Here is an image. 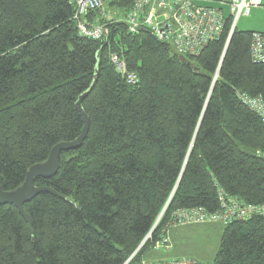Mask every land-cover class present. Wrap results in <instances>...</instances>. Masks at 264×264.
I'll return each mask as SVG.
<instances>
[{"label":"trees","instance_id":"16d2710c","mask_svg":"<svg viewBox=\"0 0 264 264\" xmlns=\"http://www.w3.org/2000/svg\"><path fill=\"white\" fill-rule=\"evenodd\" d=\"M135 1L107 0L106 10L123 19ZM98 13L90 23H107ZM74 15L70 0H0L3 189L81 135L84 94L90 118L83 146L61 154L55 177L36 180L65 199L44 193L25 205L33 233L0 205V264H143L178 211L221 212V195L264 206V112L244 103L264 104L256 32L236 28L228 39L227 16L222 35L184 63L144 27L112 22L93 40ZM221 229L213 264H264L263 214Z\"/></svg>","mask_w":264,"mask_h":264},{"label":"built area","instance_id":"2783aa9c","mask_svg":"<svg viewBox=\"0 0 264 264\" xmlns=\"http://www.w3.org/2000/svg\"><path fill=\"white\" fill-rule=\"evenodd\" d=\"M70 1L75 7L74 20L82 37L101 40L109 36V27L91 24L88 19L89 14L105 10L107 0ZM261 6V0H231L229 14H225L221 9L203 5L198 0H136L131 13L118 21L126 23L131 33L137 32L141 27L148 29L160 42L170 44L180 56L188 58L199 55L210 42L222 35L227 16L232 18L229 39L239 20L249 17L254 8ZM251 54L256 62L264 63L263 33L253 34ZM111 59L118 72L126 75L124 61L116 55ZM128 81L135 84L137 80L134 75H129ZM244 103L255 111L264 112V104L260 99L245 98ZM220 200L223 203L221 212L207 213L196 209L176 212L165 230V235L153 250L171 251L170 226L211 223L227 225L233 221L248 219L255 214L264 215V206L245 205L236 198L227 200L223 195ZM150 237L149 235L147 239ZM143 264L196 263L186 258H173L146 260Z\"/></svg>","mask_w":264,"mask_h":264},{"label":"rangeland","instance_id":"374dc122","mask_svg":"<svg viewBox=\"0 0 264 264\" xmlns=\"http://www.w3.org/2000/svg\"><path fill=\"white\" fill-rule=\"evenodd\" d=\"M100 18L106 19L102 27H109L112 22H119L114 14L105 10L99 11ZM99 16L94 18L100 22ZM264 18V14L261 16ZM250 16L242 17L237 28L241 31H253L250 24ZM97 26L101 25L95 23ZM221 223L212 224H190L182 226H170L169 237L172 243L171 251L159 250L152 251L150 261H159L160 259L186 258L194 263L213 264L216 253L220 248L222 235ZM139 250H137L138 252ZM136 252V253H137ZM135 253V254H136Z\"/></svg>","mask_w":264,"mask_h":264},{"label":"water","instance_id":"95a60500","mask_svg":"<svg viewBox=\"0 0 264 264\" xmlns=\"http://www.w3.org/2000/svg\"><path fill=\"white\" fill-rule=\"evenodd\" d=\"M179 59L184 63H188V58H186L185 56H180ZM86 96L87 94L81 96L76 105L77 111L83 122V130L81 132V135L72 142H66L56 145L52 149L49 158L46 162L42 164L34 165L29 169V171L26 174L25 181L21 187L17 188L14 191L8 192L5 191L2 185L0 184V205L14 206L18 210L20 215L24 218L32 233H33L32 218L26 212L25 205L30 203L32 200H34L38 195L44 193L51 194L59 199H65L64 196L58 194L50 187L36 186V180L38 179L48 180L55 177L59 170V161L61 154L78 150L83 146V143L86 140L90 129V118L82 108V102ZM196 264H203V263L197 262Z\"/></svg>","mask_w":264,"mask_h":264},{"label":"crops","instance_id":"0c3cea01","mask_svg":"<svg viewBox=\"0 0 264 264\" xmlns=\"http://www.w3.org/2000/svg\"><path fill=\"white\" fill-rule=\"evenodd\" d=\"M201 4L206 6L215 7L221 9L225 14H229V3L231 0H198ZM262 6L254 8L250 14V24L253 26L254 32L264 33V18L261 17L264 14V0Z\"/></svg>","mask_w":264,"mask_h":264},{"label":"bare ground","instance_id":"6f19581e","mask_svg":"<svg viewBox=\"0 0 264 264\" xmlns=\"http://www.w3.org/2000/svg\"><path fill=\"white\" fill-rule=\"evenodd\" d=\"M159 220H160V219H159ZM158 223H159V221L157 222V224H158ZM157 224H156V225H157Z\"/></svg>","mask_w":264,"mask_h":264}]
</instances>
